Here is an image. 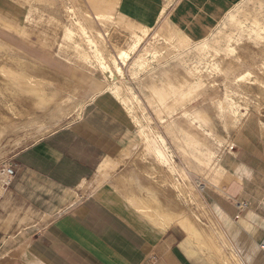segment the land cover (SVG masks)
I'll list each match as a JSON object with an SVG mask.
<instances>
[{"label":"crops","instance_id":"0c3cea01","mask_svg":"<svg viewBox=\"0 0 264 264\" xmlns=\"http://www.w3.org/2000/svg\"><path fill=\"white\" fill-rule=\"evenodd\" d=\"M170 1L118 0L115 10L153 29L170 14ZM227 2L209 1V11L222 13ZM178 28L191 37L205 30ZM88 88L76 117L11 157L0 192V249L27 241L42 264H264V217L249 207L234 220V201L203 186L199 202L211 216L196 219L195 161L181 151L165 150L164 158L133 151L140 141L123 105L112 92ZM180 210L202 244L178 224Z\"/></svg>","mask_w":264,"mask_h":264},{"label":"bare ground","instance_id":"6f19581e","mask_svg":"<svg viewBox=\"0 0 264 264\" xmlns=\"http://www.w3.org/2000/svg\"><path fill=\"white\" fill-rule=\"evenodd\" d=\"M25 1L29 2L30 11L39 13L36 14L37 17L40 15L43 19L49 16L53 27L63 32L61 46L72 49L73 60L81 67L79 71H75V77L73 75L63 78L55 71L56 69H50L23 52L15 51L13 46L3 40L0 41V106L10 111V115L0 111V149L5 140L6 143L10 141V139L7 140L10 134H18L25 128H34L35 133L42 134L50 126H57L73 108L75 113L76 111L79 113V107L74 104L76 96L83 92L84 84H97L98 92L111 91L127 114L129 113L128 115H132L135 119V124L138 126L137 135L141 139L137 153L153 152L158 158H164V138L156 134L151 127L143 124L141 119L135 118L133 115L134 94L124 95V87L115 83L122 75V65H125L131 58L130 55L138 49L143 40L142 36L147 35L149 28L140 26L130 20L131 18L125 19L124 15L118 14L115 10L118 0ZM122 16L130 24L118 21ZM221 19V28L211 32L212 44L208 42L207 34L206 39L204 36L192 46L195 53L199 55L209 50L211 59L208 62L209 69L205 72V78H209L210 85L201 79L205 75L202 77L204 71L198 66L194 69H185V74L181 76L175 74L174 71L177 70L175 69L165 74L160 80L150 77L144 85L148 89L149 104L158 106L160 114L183 109L191 99L195 100L209 88L222 82L225 89L224 98L215 101L213 114H210L205 106H193L191 111H183L186 116H189L190 124L199 134H210L218 147L223 144L229 145V153H233V144L218 132L214 118L220 121L225 132L229 133V131L241 129L243 118L249 115L251 108H254L257 111L260 134L264 141V0H229L223 9ZM96 24L100 27H110L111 30L104 32L102 28V32ZM123 30H125L124 33H122ZM173 30L178 35V46H188L192 37L178 27ZM18 33L23 34L20 31ZM126 33L131 39L128 44ZM25 35L28 34L25 32ZM221 41H223V51L219 48ZM109 44L115 48V54L110 52ZM166 46H168L167 43L150 44L144 53L133 60V64L144 70L149 63L148 55H151L150 60L156 59V62ZM238 46L244 52H237ZM234 51L237 52H235L237 57L230 59L228 56H231L230 53ZM94 69L104 76L106 81L99 82L93 79ZM44 117H48L50 122L48 125L44 123ZM160 118L163 119V116ZM187 130H181V135L178 133L175 135L178 143H182L181 152L189 154L194 161H199L202 167L210 165L213 171L211 180L215 183L212 185L225 193L227 197L233 198L234 193L238 191L236 184L240 185V179L230 173L221 162L213 161L216 156L215 146H205L203 136L195 135ZM20 141L15 140L14 145ZM6 172L10 174L8 170ZM196 181L198 182L199 179ZM1 189L0 187V192ZM178 190L180 194H183L180 186ZM194 196L195 199L200 200L198 192H194ZM202 210L204 215L211 216L206 207L202 206ZM176 218L178 224L202 244L200 234L195 227L185 221L182 210ZM213 247L216 248L212 241L211 248ZM0 264L42 263L30 255L27 250V241H24L1 257Z\"/></svg>","mask_w":264,"mask_h":264},{"label":"rangeland","instance_id":"374dc122","mask_svg":"<svg viewBox=\"0 0 264 264\" xmlns=\"http://www.w3.org/2000/svg\"><path fill=\"white\" fill-rule=\"evenodd\" d=\"M209 1L212 0L170 1L169 3L171 4L172 9L170 10V14L168 13V15L161 19L158 24L153 26L155 28L149 29L147 35L142 36L143 40L140 48L130 55L131 58L125 65H122V75L120 76V79L116 80L115 83L124 87V95H130V93L134 94L135 104L133 106L135 107V109L133 111V115H135V118L141 119L142 123L151 127L156 134H159L162 137H169L170 139L172 138V145L168 144L167 142L163 143L166 151H181L180 147L182 146V143H178V140L174 137L175 135H177V133L181 135V130L185 131L187 129V131L193 132L195 135L203 136L205 146H215L216 156L213 158V161L219 163L221 162V164L230 173L234 174L240 179V185L234 182V184L237 185L236 188H238V191L234 193L233 198L238 195L243 196V198L233 199L232 197H227L225 193L221 192L218 188L213 186L212 183H215L211 180L213 172L211 170V166L208 165L202 167L199 161H195L194 178L196 180L199 179L198 182L194 179L196 183V193L198 192L199 188L207 186V188H210L211 193H217V195L222 196L225 201L226 199L233 200V203L236 208L234 220H237L240 215L246 213V210L249 209V207L254 208L255 212L253 211V214L264 217V141L260 134L259 121L256 116L257 111L254 108H251V112L249 113V115L243 118V127L238 130L229 131V133H226L222 127V123L216 118H214L218 132L221 135L225 136L227 141L231 142L234 146V152L229 153V145L223 144L221 147H218L213 136H211L210 134H199L197 129L190 124L189 116H186L183 111L187 110L189 112L194 107L205 106L208 112L210 114H213L215 109V101L217 99L224 98L225 89L224 84L222 82H218L216 84L217 86L215 85L213 86L214 88H209L210 90L208 89L207 92H205L203 95L196 98L195 100L191 99L192 101L190 100L189 102H187V104L184 105L183 109L176 110L171 113L159 114V107L155 105H150L147 99L149 94L148 89L145 88L144 83L146 82V80H150V77L160 80L164 78L165 74H169L175 69L178 70L174 71L176 72L175 74L181 76L183 73L185 74V69H194L195 66H198L200 69H203L204 72L202 74V77L206 74L205 72H207V70L209 69L208 62L211 59L209 50L199 55L195 53V50L192 46H194L195 42L202 40L204 36V38L206 39L207 34L208 42L210 43L211 32H215L217 29L221 28L222 22L220 20H222V13L220 12L217 15H213L214 13H211L209 11ZM179 13L186 16H183ZM36 14L39 13H33L32 11H30L29 2H26L25 0H0V41L3 40L4 42L13 46L15 51L19 50L26 55L28 52L30 55L36 57L37 61H42L41 63L45 64L46 67L53 70L56 69L61 77H72L75 73L74 67H76V63L73 60L72 49L67 48L66 46H61L63 45L61 42L62 35L59 34L62 31L60 29H57V27H53L54 25L52 21L49 20V16H46L47 19L46 17L42 19L40 15H38L37 17ZM178 14L181 15L180 19H186L188 22L186 24H184L183 21L181 22L180 19H178ZM209 14L213 16H209ZM123 17L124 16L119 17L118 21H123L121 22L123 24H130L128 23V21H125L126 17L125 19ZM210 20L211 22H209ZM177 27H202L205 28V30L196 31L194 33V37L190 39L188 46L181 47L178 46L179 40L177 32L173 30ZM102 28L104 32L111 30L110 27H100L99 30L102 31ZM19 31L23 32V34H19ZM25 32L28 35H25ZM169 35L172 36L170 37ZM157 43H167L168 46H166L165 49H162L163 53L156 62V59L150 60L151 55L149 54V63L144 70L139 69L137 65L133 64V60H135L138 55L144 53L150 44L156 45ZM250 43L252 44V42ZM219 48L221 51H223V41L220 42ZM241 49L242 48L238 46L237 52H244V50ZM109 50L110 52H113L115 54V48H113V45L109 44ZM235 52L236 51L230 53L231 56L228 57H230V59H236L235 57H237V54H235ZM163 55L167 56L164 57ZM228 57L226 58L229 59ZM205 77L206 75L201 79H203L210 85L209 78L206 79ZM92 78H98L96 81L100 80L99 82L104 80L103 77L98 76L97 74L96 78ZM84 86L87 89H89L88 87L91 86L97 92L99 91V85L97 84H84ZM85 95L86 93H83L79 96L77 95L74 104H77L80 107ZM204 102L207 104H205ZM0 109L3 114L10 115L9 110L1 108V106ZM135 112L138 115H136ZM77 115V111L75 113V109L73 108L71 112H69L68 116L66 115L63 120H61L60 123L57 124V126H50L48 130L43 131L42 134H38L37 132L35 133L36 129L34 128H25L18 134H10L7 138V140L10 139V141L6 143L5 140L1 145L2 148L0 149V187L2 188V190L4 189L5 183L10 178V174H8L6 170L7 168H10L9 162L15 152L21 149L22 147L26 146L29 142L37 139L38 137L45 135L51 132L52 130L64 125ZM161 116H163V119L160 118ZM129 117L133 123V134L137 137L138 141H141V139H139V136L137 135L138 126L135 124V119L132 117V115H130ZM43 120L44 123L47 125L50 123L48 117H44ZM183 123H186V125H184ZM44 132L45 134H43ZM15 140L21 141L18 144L14 145ZM136 146V149H132L133 151H137L139 144ZM125 152L122 151L123 157L129 155L127 151ZM208 162L210 164V161ZM239 173L242 174L243 177L238 176ZM206 180L209 182H207ZM198 200L195 199L196 219L198 216L201 217L204 215V212L202 210V203ZM223 204L227 205L225 203ZM262 241H264V239ZM20 243L21 242H19V244ZM19 244L14 245L15 247L13 248L7 246L6 248L0 249V258L7 255L11 250L17 248ZM262 255L264 256L263 252Z\"/></svg>","mask_w":264,"mask_h":264},{"label":"built area","instance_id":"2783aa9c","mask_svg":"<svg viewBox=\"0 0 264 264\" xmlns=\"http://www.w3.org/2000/svg\"><path fill=\"white\" fill-rule=\"evenodd\" d=\"M7 170H8V172H9L10 174H12V172H13L12 167L7 168ZM260 248H261L262 252L264 253V241L261 242V244H260Z\"/></svg>","mask_w":264,"mask_h":264}]
</instances>
